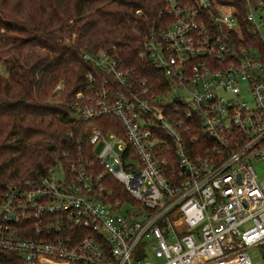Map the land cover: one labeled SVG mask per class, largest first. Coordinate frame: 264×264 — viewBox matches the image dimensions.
<instances>
[{"label":"built area","instance_id":"1","mask_svg":"<svg viewBox=\"0 0 264 264\" xmlns=\"http://www.w3.org/2000/svg\"><path fill=\"white\" fill-rule=\"evenodd\" d=\"M165 2L172 21L138 57L168 91L152 92L115 50L84 53L96 71L68 108L115 117L123 136L92 125V160L57 162L0 196V250L23 264H264L253 167L264 160V0L242 16L221 0Z\"/></svg>","mask_w":264,"mask_h":264},{"label":"trees","instance_id":"2","mask_svg":"<svg viewBox=\"0 0 264 264\" xmlns=\"http://www.w3.org/2000/svg\"><path fill=\"white\" fill-rule=\"evenodd\" d=\"M221 1L242 16L249 0ZM165 5V0H0V64L7 73L0 75V196L57 162L92 160L89 126L123 136L115 117L82 121L68 108V100L84 88L86 72L96 71L84 53L115 50L152 92L168 91L167 78L138 57L144 36L172 21ZM60 82L58 95L54 89ZM0 264H23V259L0 250Z\"/></svg>","mask_w":264,"mask_h":264},{"label":"rangeland","instance_id":"3","mask_svg":"<svg viewBox=\"0 0 264 264\" xmlns=\"http://www.w3.org/2000/svg\"><path fill=\"white\" fill-rule=\"evenodd\" d=\"M0 75H2V76H6L7 75V73H6L5 69H4V66L2 64H0ZM54 100H56V98ZM92 127L93 126H89L90 130H91ZM253 167H254V170L257 173L258 177L263 178L264 177V160L254 163ZM256 253L257 252L253 251V252H251V255L256 254ZM255 261L258 264H260V262H261L260 255H258V254L256 255Z\"/></svg>","mask_w":264,"mask_h":264}]
</instances>
